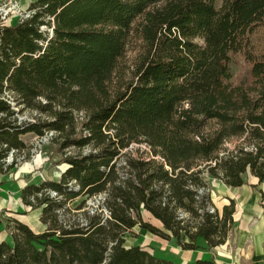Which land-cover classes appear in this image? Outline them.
<instances>
[{
    "label": "trees",
    "instance_id": "trees-1",
    "mask_svg": "<svg viewBox=\"0 0 264 264\" xmlns=\"http://www.w3.org/2000/svg\"><path fill=\"white\" fill-rule=\"evenodd\" d=\"M28 9L0 21V175L30 158L26 135L50 133L43 155L65 168L20 189L45 228L9 218L0 264H174L126 246L136 227L183 250L199 249L198 238L223 244L234 201L209 212L208 180L264 182V42L254 44L264 0H32ZM133 144L148 150L133 155Z\"/></svg>",
    "mask_w": 264,
    "mask_h": 264
},
{
    "label": "crops",
    "instance_id": "crops-1",
    "mask_svg": "<svg viewBox=\"0 0 264 264\" xmlns=\"http://www.w3.org/2000/svg\"><path fill=\"white\" fill-rule=\"evenodd\" d=\"M252 178L258 183L257 178L253 176ZM222 186L224 188L222 193L210 189V199L219 214L222 213L223 206L229 204L230 200L234 201L232 226L223 244L215 248H208L206 242L198 238L196 243L200 246L199 249L183 250L176 245L174 239L163 240L138 227L141 230L137 232L142 240L126 246H148L153 249L156 256L172 260L174 264H193L197 259L209 258H213L217 264H264V201H260L257 192L251 187H245V184L239 187H228L222 183ZM18 192V200L21 202L20 191ZM21 205L25 206L22 202ZM29 211L31 210L29 209ZM39 216L40 212L37 213V220ZM16 219L24 222L36 232H41L45 228L40 220L37 221L38 225L35 224L33 229L29 221ZM135 229L134 232L137 234ZM1 240L10 241V237L8 235L7 238Z\"/></svg>",
    "mask_w": 264,
    "mask_h": 264
},
{
    "label": "rangeland",
    "instance_id": "rangeland-1",
    "mask_svg": "<svg viewBox=\"0 0 264 264\" xmlns=\"http://www.w3.org/2000/svg\"><path fill=\"white\" fill-rule=\"evenodd\" d=\"M32 0H28L26 2H22L20 11L14 15H11L7 18L4 23L5 24H13L17 22L20 17H23L26 13L27 4H29ZM264 42V33L263 30H259L254 37V44L256 48L260 49ZM245 67L244 61L240 56H236L233 63V71L235 76L237 77L242 69ZM24 118H31L30 114H23ZM50 133L45 135L44 137H36L33 135H26L23 137L24 141L29 146V154L30 158H25L24 154H21L17 157L16 167L11 173L7 175H0V180L4 181V184L0 187V214H1V223H0V239L7 238L8 228L7 221L9 218H19L24 221H29L31 227L34 229L35 224L38 225L39 219L37 220V213L40 210H31L29 208L23 207L21 202L18 200V195L21 186L28 181L31 180H39V179H50L57 180L61 173V170L65 168L64 165L56 166L53 164V161L56 160L57 156L54 157L53 160H49L43 155V147L48 144V137ZM240 140L232 139L228 140L224 143L223 148H233L238 145ZM86 149H84L85 151ZM147 147L142 144H133V146L129 147V152L133 155H138L140 153H144L147 151ZM13 157H7L6 161L8 163L12 162ZM251 175L247 174L246 176V184L245 187H251L254 191L257 192L260 201H264V182L257 183ZM220 180L212 179L208 180V189H205V192H209L210 189H215L219 193L223 192V186ZM253 183V184H252ZM102 201V195H96L87 199L88 208L96 207ZM78 203V200H75L69 204L70 207L75 206ZM21 205V206H20ZM211 208L214 206H208V211L211 212ZM215 209V208H214ZM28 211V212H27ZM143 217L155 225H159L157 221L149 216L146 212H143ZM138 227H136L135 231H140ZM142 231H145L142 229ZM144 232V233H145ZM138 234V235H137ZM132 232L131 234L126 235V245L133 244L135 242H140L142 238H139V233ZM147 235V234H144Z\"/></svg>",
    "mask_w": 264,
    "mask_h": 264
},
{
    "label": "built area",
    "instance_id": "built-area-1",
    "mask_svg": "<svg viewBox=\"0 0 264 264\" xmlns=\"http://www.w3.org/2000/svg\"><path fill=\"white\" fill-rule=\"evenodd\" d=\"M26 1L28 0H0V21L4 23V21L7 18H9L11 15L18 13L20 11L22 2H26ZM29 4H27V7H26L27 13L23 17H20L18 21L29 16L30 14V11L28 9ZM42 29H44V27H42ZM48 31L51 32V29H48ZM8 157L11 158L12 153H10ZM102 199H103V196H102ZM213 211H214V208H211V212ZM181 214L183 215V213Z\"/></svg>",
    "mask_w": 264,
    "mask_h": 264
}]
</instances>
